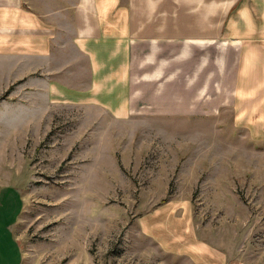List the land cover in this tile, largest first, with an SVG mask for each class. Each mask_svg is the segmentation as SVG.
I'll use <instances>...</instances> for the list:
<instances>
[{
    "label": "rangeland",
    "instance_id": "1",
    "mask_svg": "<svg viewBox=\"0 0 264 264\" xmlns=\"http://www.w3.org/2000/svg\"><path fill=\"white\" fill-rule=\"evenodd\" d=\"M5 43L0 227L19 264H264V88L206 118L116 117L79 98L92 63L72 41Z\"/></svg>",
    "mask_w": 264,
    "mask_h": 264
},
{
    "label": "crops",
    "instance_id": "2",
    "mask_svg": "<svg viewBox=\"0 0 264 264\" xmlns=\"http://www.w3.org/2000/svg\"><path fill=\"white\" fill-rule=\"evenodd\" d=\"M58 39L91 59L79 98L116 117L206 118L264 88V0H0V46L45 57ZM7 229L0 264H19Z\"/></svg>",
    "mask_w": 264,
    "mask_h": 264
}]
</instances>
